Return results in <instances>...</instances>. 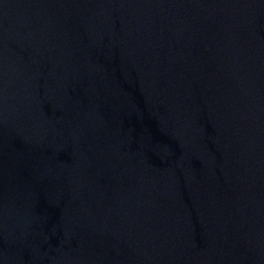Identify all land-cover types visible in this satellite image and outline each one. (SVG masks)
<instances>
[{"label":"water","instance_id":"obj_1","mask_svg":"<svg viewBox=\"0 0 264 264\" xmlns=\"http://www.w3.org/2000/svg\"><path fill=\"white\" fill-rule=\"evenodd\" d=\"M0 264H253L142 0H0Z\"/></svg>","mask_w":264,"mask_h":264}]
</instances>
